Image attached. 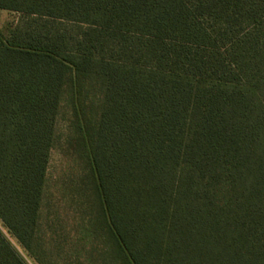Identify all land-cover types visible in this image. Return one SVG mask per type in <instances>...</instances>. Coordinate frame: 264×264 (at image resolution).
<instances>
[{"label": "trees", "instance_id": "16d2710c", "mask_svg": "<svg viewBox=\"0 0 264 264\" xmlns=\"http://www.w3.org/2000/svg\"><path fill=\"white\" fill-rule=\"evenodd\" d=\"M0 10L26 18L0 33V222L36 264H264V0ZM65 98L76 231L43 216ZM0 264H28L1 228Z\"/></svg>", "mask_w": 264, "mask_h": 264}, {"label": "rangeland", "instance_id": "374dc122", "mask_svg": "<svg viewBox=\"0 0 264 264\" xmlns=\"http://www.w3.org/2000/svg\"><path fill=\"white\" fill-rule=\"evenodd\" d=\"M26 22L24 15L18 12L0 10V33L9 38L20 24ZM72 110L67 98H65L56 124V141L50 153L48 169V187L45 199L44 218L57 212L63 225L68 231H76L78 228V216L71 207L70 196L67 189L70 180L76 175L77 164L69 152V141L73 135L71 125ZM51 208V209H49ZM0 228L12 242L13 246L27 260L28 264H36L34 259L26 252L22 245L9 234L8 230L0 222Z\"/></svg>", "mask_w": 264, "mask_h": 264}]
</instances>
